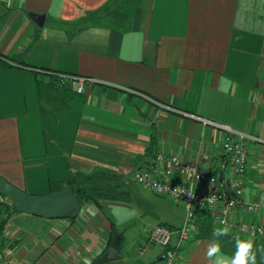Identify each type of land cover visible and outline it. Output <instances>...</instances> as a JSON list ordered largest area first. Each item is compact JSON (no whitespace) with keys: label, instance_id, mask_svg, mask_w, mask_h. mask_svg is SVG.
<instances>
[{"label":"crops","instance_id":"obj_1","mask_svg":"<svg viewBox=\"0 0 264 264\" xmlns=\"http://www.w3.org/2000/svg\"><path fill=\"white\" fill-rule=\"evenodd\" d=\"M126 3L115 20L90 21ZM0 55V177L44 196L111 175L121 196L85 201L72 220L1 209L0 264H95L113 245L121 258L108 264H160L166 250L149 237L181 227L186 212L138 185L136 171L158 153L218 161L225 132L204 120L264 142V0H0ZM263 142L247 144L244 192L260 208L238 207V224H264ZM214 228L197 213L179 264H211ZM234 237L218 238L229 257Z\"/></svg>","mask_w":264,"mask_h":264},{"label":"built area","instance_id":"obj_2","mask_svg":"<svg viewBox=\"0 0 264 264\" xmlns=\"http://www.w3.org/2000/svg\"><path fill=\"white\" fill-rule=\"evenodd\" d=\"M78 81V91L82 93L87 79L80 78ZM204 122L225 132L218 161L209 154H202L199 163L191 164L183 162L177 155L158 153L148 157L143 167L134 174L138 185L180 204L186 212L181 227L174 229L158 225L153 229L149 243L166 250L165 259L160 264H179L180 253L193 234L194 218L201 211L211 214L220 227H228L230 235L264 242V224L232 221L238 207L248 212H257L260 208L255 202H245L244 192L249 165L247 144L263 141L211 121ZM0 204L12 205L10 199L1 194Z\"/></svg>","mask_w":264,"mask_h":264},{"label":"water","instance_id":"obj_3","mask_svg":"<svg viewBox=\"0 0 264 264\" xmlns=\"http://www.w3.org/2000/svg\"><path fill=\"white\" fill-rule=\"evenodd\" d=\"M40 26H44L46 17L36 16ZM0 194L10 199L13 210L26 213L47 220H72L78 218L82 210V203L71 188H65L52 194L31 195L0 177ZM121 255L117 245H113L95 262L108 264L117 261ZM165 259L162 258L161 261Z\"/></svg>","mask_w":264,"mask_h":264},{"label":"clouds","instance_id":"obj_4","mask_svg":"<svg viewBox=\"0 0 264 264\" xmlns=\"http://www.w3.org/2000/svg\"><path fill=\"white\" fill-rule=\"evenodd\" d=\"M188 194L192 195L190 192ZM117 222H121L119 218H117ZM229 233L230 229L228 227L214 228L212 233L214 239L209 243L205 253L206 259L211 264H256L258 253L264 258V245L257 247L254 245L253 240H241L239 236L234 237L236 241V252L233 256L229 257L221 252V245L218 238L229 235ZM86 264H91V262L86 261Z\"/></svg>","mask_w":264,"mask_h":264},{"label":"trees","instance_id":"obj_5","mask_svg":"<svg viewBox=\"0 0 264 264\" xmlns=\"http://www.w3.org/2000/svg\"><path fill=\"white\" fill-rule=\"evenodd\" d=\"M94 174V175H80L74 178L70 183V187L77 195L82 205L85 201H98L103 198H115L118 199L120 196L118 192V186L116 183L118 179L108 175ZM8 211H14L12 205H6ZM15 212V211H14Z\"/></svg>","mask_w":264,"mask_h":264},{"label":"rangeland","instance_id":"obj_6","mask_svg":"<svg viewBox=\"0 0 264 264\" xmlns=\"http://www.w3.org/2000/svg\"><path fill=\"white\" fill-rule=\"evenodd\" d=\"M128 6H129V4L126 3V4L119 5L118 7H115L114 9H108V10L102 11L98 14L93 15L90 18V21L115 20L116 15L119 13L122 14V13L126 12V7H128ZM103 178L106 179L104 176H103ZM148 200H149L148 205L153 206L157 212L158 211L157 206H161V205H157L154 201H151L150 199H148ZM159 200H163V201L168 200V206H171V204H173V203H171L172 201L169 198H166V199L163 198V199H159ZM175 204H176V202H175ZM5 207H6L5 205L0 204V210L5 208ZM171 208H172V206H171ZM150 210H152V209H150ZM154 212L152 215H151V212H149L148 221H149L150 225H156L158 223L156 217H158L159 215L160 216L162 215L161 210H160V212H157L158 216H155Z\"/></svg>","mask_w":264,"mask_h":264}]
</instances>
